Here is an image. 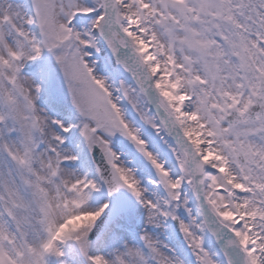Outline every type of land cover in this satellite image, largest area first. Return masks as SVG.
Instances as JSON below:
<instances>
[{"label": "snow or ice", "instance_id": "snow-or-ice-1", "mask_svg": "<svg viewBox=\"0 0 264 264\" xmlns=\"http://www.w3.org/2000/svg\"><path fill=\"white\" fill-rule=\"evenodd\" d=\"M0 264H264V0H0Z\"/></svg>", "mask_w": 264, "mask_h": 264}]
</instances>
